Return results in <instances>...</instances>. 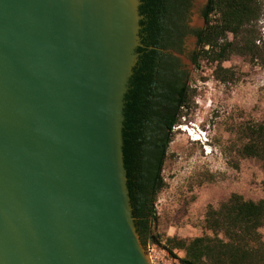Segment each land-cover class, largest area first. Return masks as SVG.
Masks as SVG:
<instances>
[{
    "label": "water",
    "instance_id": "95a60500",
    "mask_svg": "<svg viewBox=\"0 0 264 264\" xmlns=\"http://www.w3.org/2000/svg\"><path fill=\"white\" fill-rule=\"evenodd\" d=\"M137 5L0 0V264H150L121 152Z\"/></svg>",
    "mask_w": 264,
    "mask_h": 264
},
{
    "label": "trees",
    "instance_id": "16d2710c",
    "mask_svg": "<svg viewBox=\"0 0 264 264\" xmlns=\"http://www.w3.org/2000/svg\"><path fill=\"white\" fill-rule=\"evenodd\" d=\"M191 2L138 0L137 5L139 44L123 95L121 152L131 214L143 246L161 242L151 230L156 195L164 185L161 171L173 128L192 94L188 70L168 49L181 53L184 38L195 36L192 63H215L220 81L234 79L233 70L221 66L233 54L264 66V38L257 25L264 0H207L205 24L197 28L187 23ZM240 132L246 139L240 153L260 160L264 168V122L246 123ZM204 226L212 236H167L163 247L169 253L182 251L180 264H264L258 231L264 226V200L232 193L218 207L207 208Z\"/></svg>",
    "mask_w": 264,
    "mask_h": 264
},
{
    "label": "rangeland",
    "instance_id": "374dc122",
    "mask_svg": "<svg viewBox=\"0 0 264 264\" xmlns=\"http://www.w3.org/2000/svg\"><path fill=\"white\" fill-rule=\"evenodd\" d=\"M257 25L264 38V5ZM221 66L233 70L234 79H217L215 63L205 59L198 67L191 64L192 94L173 128L161 171L164 185L156 195V220L151 230L161 242L148 243L150 264H180L178 257L183 252L174 249L169 253L163 239L212 236L204 226L206 210L218 207L230 194L264 200L260 160L240 153L246 141L240 128L246 123L264 122V66L235 54ZM184 127L202 129L206 141H192ZM258 231L264 242V226Z\"/></svg>",
    "mask_w": 264,
    "mask_h": 264
},
{
    "label": "built area",
    "instance_id": "2783aa9c",
    "mask_svg": "<svg viewBox=\"0 0 264 264\" xmlns=\"http://www.w3.org/2000/svg\"><path fill=\"white\" fill-rule=\"evenodd\" d=\"M263 33H264V30H263ZM191 130L192 131H189L188 130V128H187V134H188V136H189V138L192 140V141H196L195 139H194V135H199L200 134V138L202 139V143H204V141H206V137L204 136V132H203V130L202 129H200V128H198V127H196V128H194V127H191ZM193 133V134H192ZM197 135V136H198ZM198 139H199V136H198ZM197 139V140H198Z\"/></svg>",
    "mask_w": 264,
    "mask_h": 264
},
{
    "label": "flooded vegetation",
    "instance_id": "af4514ba",
    "mask_svg": "<svg viewBox=\"0 0 264 264\" xmlns=\"http://www.w3.org/2000/svg\"><path fill=\"white\" fill-rule=\"evenodd\" d=\"M206 3H207V0H206V2L203 4V6H202V9L204 8V6L206 5ZM202 9H201V11H202ZM201 16L203 17V15H202V13H201ZM188 23V22H187ZM188 26H189V28H197V27H192V26H190L189 24H188ZM187 37V36H186ZM186 37L184 38V40H183V44H182V49H183V52H184V43H185V39H186ZM195 39H196V42H197V38L195 37V36H193ZM168 51H170L173 55H175V56H177L178 58H179V60H180V62H181V64H182V66H183V68L184 69H186L185 67H184V64L182 63V61H181V58L178 56V55H176V53L177 54H183V52H177V51H175V50H173V49H168ZM192 52V51H191ZM191 52L188 54V57H189V59H190V54H191ZM136 53V52H135ZM137 56V55H136ZM135 61H136V59H135ZM190 61H191V59H190ZM135 63V62H134ZM191 63H192V61H191ZM193 64V63H192ZM187 70V69H186Z\"/></svg>",
    "mask_w": 264,
    "mask_h": 264
},
{
    "label": "bare ground",
    "instance_id": "6f19581e",
    "mask_svg": "<svg viewBox=\"0 0 264 264\" xmlns=\"http://www.w3.org/2000/svg\"><path fill=\"white\" fill-rule=\"evenodd\" d=\"M184 128L186 129V127H184ZM188 130L191 131V129H188ZM192 134H193V133H192ZM193 137H194L195 140L198 139V136H197V135H194ZM199 137H200V134H199Z\"/></svg>",
    "mask_w": 264,
    "mask_h": 264
},
{
    "label": "clouds",
    "instance_id": "9594fccd",
    "mask_svg": "<svg viewBox=\"0 0 264 264\" xmlns=\"http://www.w3.org/2000/svg\"><path fill=\"white\" fill-rule=\"evenodd\" d=\"M198 135V134H197ZM199 136V135H198ZM199 141H201L202 142V139L199 137V139H198Z\"/></svg>",
    "mask_w": 264,
    "mask_h": 264
}]
</instances>
